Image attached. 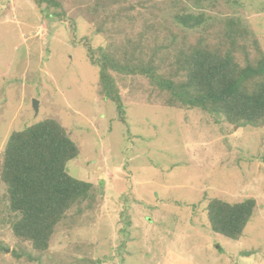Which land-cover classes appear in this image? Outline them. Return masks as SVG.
I'll list each match as a JSON object with an SVG mask.
<instances>
[{
    "label": "rangeland",
    "instance_id": "1",
    "mask_svg": "<svg viewBox=\"0 0 264 264\" xmlns=\"http://www.w3.org/2000/svg\"><path fill=\"white\" fill-rule=\"evenodd\" d=\"M157 1L170 19L171 3ZM202 3L205 12H192L202 13L207 23L189 30L190 35L204 34L208 23L230 18L234 25L245 26L264 52V0ZM63 7L64 20H47L32 0H0V158L11 132L55 119L79 149L67 172L91 183L96 196L91 208L84 201L67 213L40 262H28L11 255L20 246L38 256L14 238V215L0 182V264H75L73 259L99 264H264V124L237 127L198 110L160 108L159 94L150 89L148 78L113 72L125 109L126 124L118 122L113 103L99 87L97 67L80 46L89 39L97 50L104 41L75 12L72 0ZM33 100L38 102L36 114ZM213 198L255 200L238 240L209 229L205 208L201 211ZM69 217H76L79 227L68 231ZM78 245L81 251L76 252Z\"/></svg>",
    "mask_w": 264,
    "mask_h": 264
},
{
    "label": "trees",
    "instance_id": "2",
    "mask_svg": "<svg viewBox=\"0 0 264 264\" xmlns=\"http://www.w3.org/2000/svg\"><path fill=\"white\" fill-rule=\"evenodd\" d=\"M65 1L69 0L32 3L43 10L47 20L54 16L62 21ZM165 1L171 3L169 14L175 25L165 18L167 8L157 0H72L75 12L104 41L97 50L89 39H83L80 46L86 50L89 63L97 67L99 87L104 98L113 103L118 122L126 124L125 109L113 72L124 78H148L150 89L159 94L160 108L198 110L215 122L222 119L237 127L263 125L264 52L257 39L230 18L208 23L204 34L190 35L189 30L207 23L202 13L192 12H205L200 8L206 7L202 2L207 0ZM69 22L75 31L74 20ZM78 155L77 145L55 119L47 118L9 134L0 158V182L6 189L8 210L14 215L11 231L19 243L27 244L38 255L32 257L26 247L19 246L10 250L13 257L40 262L38 257L49 251L67 213L84 201L86 209L91 208L96 196L92 184L67 172V164ZM204 208L211 232L236 241L256 203L251 198L234 203L213 198L201 212ZM69 219L72 225L68 231L79 227L76 217ZM74 250L81 251V246Z\"/></svg>",
    "mask_w": 264,
    "mask_h": 264
},
{
    "label": "water",
    "instance_id": "3",
    "mask_svg": "<svg viewBox=\"0 0 264 264\" xmlns=\"http://www.w3.org/2000/svg\"><path fill=\"white\" fill-rule=\"evenodd\" d=\"M32 108H33L34 113L36 114L37 110H38V102L37 101H35V100L32 101Z\"/></svg>",
    "mask_w": 264,
    "mask_h": 264
}]
</instances>
